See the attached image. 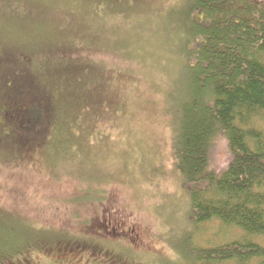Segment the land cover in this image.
<instances>
[{"label":"trees","instance_id":"obj_1","mask_svg":"<svg viewBox=\"0 0 264 264\" xmlns=\"http://www.w3.org/2000/svg\"><path fill=\"white\" fill-rule=\"evenodd\" d=\"M119 1L132 2L85 0L100 10ZM173 1L166 11H157L159 18L167 11L178 14V32H184V53L176 66L182 74L162 90L173 152L171 170L166 164L162 167L167 173L173 171L174 185L188 197L184 222L195 228L205 224L227 228L232 239L203 247L193 245L191 236L185 238L183 233L175 259L158 258L156 264H264V0H180L184 5L177 6ZM56 7L59 12L72 10H64L62 0H56ZM14 28L35 32L30 25ZM61 62L60 83L51 78L50 84L48 78L50 85L26 67L0 74V85L10 90L9 100L0 107V141L12 139L16 145V149L3 148L16 152L7 162L34 159L40 150L61 141L63 163L71 162V152L77 154L75 164L85 176L82 184L92 183L96 194L90 195L89 187L84 195L71 198L75 209L67 220L72 226H37L0 211V264H146L131 242L123 249L121 241L110 243L103 231L77 229L91 227L80 209L103 213L108 206L109 181L99 176L104 170L96 161L107 153L96 155L89 175L86 150L93 143L107 148L113 142L104 125L123 118L117 86L125 75L93 59L63 56ZM68 83L71 93L66 90ZM56 100L62 101L58 113L64 110L60 119L55 117ZM218 144L222 148L216 157ZM143 167L142 173L155 177L163 169ZM121 220H113L115 227L122 226ZM122 232L136 236L132 228Z\"/></svg>","mask_w":264,"mask_h":264},{"label":"rangeland","instance_id":"obj_2","mask_svg":"<svg viewBox=\"0 0 264 264\" xmlns=\"http://www.w3.org/2000/svg\"><path fill=\"white\" fill-rule=\"evenodd\" d=\"M130 1L109 2L100 10L96 3L85 0H62V8L72 10L59 12L56 0H0V74L6 69L26 67L43 75L40 80L45 85L52 83L51 78L60 83L61 60L66 56L93 59L125 75L117 86L125 110L123 118L104 125L109 128L108 138L113 140L106 144L110 153L101 142L86 150L85 161L91 162L85 166L89 175L96 155L107 153L101 160L96 157V161L103 165L99 176L109 181L105 187L108 206L103 213L80 209L91 227L77 229L85 233L103 231L110 243L121 241L123 249L131 242L141 263L156 264L158 258L175 259L183 233L185 238L191 236L193 245L203 247L228 243L232 234L217 225L195 228L186 224L188 197L179 185H174L173 171L167 173L162 167L166 164L171 170L173 164L172 133L163 111L166 96L162 90L182 74L176 68L177 58L184 53V32H178L181 18L171 11L159 18L157 11H166L170 0ZM179 1L174 0V6L184 5ZM17 25H30L35 32H20L14 28ZM69 83L66 90L71 93ZM1 84L0 107L6 105L4 100H9L10 92ZM57 89L63 92V88ZM54 104L55 117L60 119L64 113L62 108L58 113L62 101ZM8 147L16 149L12 139L0 141V149ZM221 148L222 144L216 146V157ZM15 154L13 150L0 151V211L37 226H72L67 220L75 209L71 198L84 195L89 187L90 195L96 194L92 183L83 187L85 176L79 170L81 166L75 164L78 155L71 152V162L63 163L61 141L40 150L34 159L7 162ZM142 167H162L163 171L155 177L148 171L142 173ZM130 182L138 183L132 186ZM120 217L122 226L115 227L113 220ZM131 228L136 232L134 238H130L133 232L122 234L123 229Z\"/></svg>","mask_w":264,"mask_h":264}]
</instances>
